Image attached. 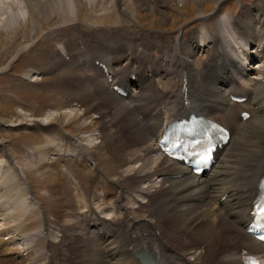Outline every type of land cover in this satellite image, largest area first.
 I'll return each mask as SVG.
<instances>
[{
    "label": "bare ground",
    "instance_id": "obj_1",
    "mask_svg": "<svg viewBox=\"0 0 264 264\" xmlns=\"http://www.w3.org/2000/svg\"><path fill=\"white\" fill-rule=\"evenodd\" d=\"M85 1L88 5H97L106 0ZM124 1L134 8L137 3L159 5L167 2L114 0L115 12L120 13V4ZM216 1L218 4L221 2ZM79 2L0 0V32H13L21 25L29 24L30 20L39 21V18L47 22L66 19L73 23L71 29L76 24L75 14L77 18L79 16L76 13L79 12ZM132 14L136 17L134 12ZM118 16L119 22H122V16ZM259 16H264V10L257 5L247 11L245 21L239 22L236 18L229 21L231 25H227L220 20L218 31L190 32L188 39L175 43L169 51L167 48L164 50V44L154 47L150 37L144 38L141 34L97 37L91 41L88 39L92 36L91 31L80 27L76 30L74 27L83 37L81 46L73 52L74 59H71L77 63L74 71L86 69L96 74L83 76L89 81L83 83L82 95L94 98L93 101L104 100L105 109L101 111L100 118L108 121H95L96 115L89 118L90 121L86 119L82 126L86 132L82 137L90 141L88 143L74 144L70 140L68 145V141L58 138V133L48 132L47 145L35 149L33 155L40 164L47 163L44 172L58 180L59 197H56L63 204L72 200L65 197L66 189L61 181L64 176L58 165L63 164L72 173L74 183L81 184L80 174L74 172V166L82 165L88 169L89 161L95 157L94 148L103 144V141L93 144L92 137L101 134L102 138L108 133L113 146L105 148L113 165L106 172L110 183L100 185L99 193H90L83 185L81 193L77 187L74 188L73 197L79 204L77 209L71 208L66 220L68 224L65 225L72 227L81 212L90 213L92 217L86 220L88 217L84 216L83 220L87 223L83 229L86 231L68 232L70 243L76 241V251L66 252L57 261L53 257L47 264H145L137 256L141 252L150 254L155 264H243L245 254L264 258V244L247 233L254 200L264 177V18ZM104 19L105 14H100L92 21L102 23ZM118 26L121 30L127 28ZM236 31L238 35L234 36L232 32L236 34ZM31 33L34 38L38 34ZM112 33L118 35L115 31ZM198 36L199 42L196 43ZM243 37H246L245 46L240 45ZM32 45L31 42L21 45L19 52L27 51ZM155 48L159 52L156 66L148 55V52L153 54ZM70 51L65 44L59 52L62 56L70 54ZM201 51L207 52L202 59L203 65L193 68L196 63L193 58ZM254 59L261 63L250 68L249 60ZM63 60L68 63L65 58ZM96 60L109 66V74L95 64ZM242 60L245 63L242 64ZM68 72V69L60 71L61 74ZM251 73L257 74V77H250ZM92 79L103 85L95 87ZM61 83L60 86L55 84L54 90L62 89ZM115 84L129 88L128 96L118 94L113 89ZM172 85L175 89H171ZM136 88L139 90L135 91ZM239 92L248 96L246 102H233L231 95ZM252 102L254 106L250 105ZM93 105L85 107L84 112L94 110ZM244 111L251 112L250 118L243 119ZM191 114L213 118L232 131L229 143L218 152L217 163L211 173L202 176L195 175L188 167L160 153L157 145L170 123ZM46 120L59 121L60 126L63 125L58 115L52 114V118ZM20 174L14 164L0 169L1 199L9 197L11 186ZM156 178L158 181H155ZM142 183L145 186L140 188ZM20 188L24 194L27 193L26 186ZM28 196L29 200L25 198L35 208H41L31 195ZM224 196L226 198L222 200ZM94 202L106 207L96 210ZM4 207L0 204V220H4L2 233L9 236L4 239L0 233V254L5 258L21 259L20 264L45 262L42 260L52 241L49 234H43V222L35 220L31 226L28 223L14 226L9 223L10 220L6 223L8 219L4 217ZM75 210L78 215L74 217ZM36 212L35 219H39L43 211ZM141 212L144 215L142 221H138L135 217ZM9 219L13 220L11 215ZM33 228H36V236L33 235L36 241L28 239V236L33 237L30 234ZM21 240L22 247L17 244ZM217 247L220 249L218 253ZM204 248L209 250L203 251V256L199 250ZM213 256H217V262L212 259ZM4 261L0 258V264Z\"/></svg>",
    "mask_w": 264,
    "mask_h": 264
},
{
    "label": "rangeland",
    "instance_id": "obj_2",
    "mask_svg": "<svg viewBox=\"0 0 264 264\" xmlns=\"http://www.w3.org/2000/svg\"><path fill=\"white\" fill-rule=\"evenodd\" d=\"M139 1L142 2V0ZM166 1L167 2H162L161 4L159 3V5L157 4L158 6L154 3L148 5L137 3L133 5L135 8L131 7L129 2L124 1L120 4L119 13L118 11L115 12V6H113L114 0H106L97 5H88L85 0H80L79 12L76 11L79 16L77 18L75 14L76 24H74L71 29L70 25L73 23L66 19L58 18L54 21L47 22L39 18V21L30 20L28 22L29 24H23L19 27L21 29H15L13 32L10 30L8 32L6 30L0 32V169L4 170L14 164L21 172L20 176L16 177L14 184L11 186L12 191L9 192V197L4 198L5 200L0 198V202H2L0 204L6 206L4 207L5 211L3 209L4 217L6 216L5 219H8L7 221L5 220L6 223L10 220L9 223L14 226H19L18 224L22 225L24 223H28L31 226V224H33L31 222H36L35 220H37V222H43V234L44 232L45 234H49L52 243L48 248L50 251L47 250L48 253L46 252L48 256H44L46 259L44 258L42 260H45V262H41L42 264H47L53 257H55L57 261V258L63 256L66 252L74 253L76 251L74 245L76 241L72 240L70 243V233L68 232H73L72 234H74V231H79V233L86 231L83 229V225H86L87 222L83 219L88 217L86 219L88 220L92 215L87 212L82 214L81 212V214L77 216L78 220H74L75 222L72 227L65 225L68 224L66 220L69 218L68 214L71 208L77 209L79 204V202L75 200V197H73L74 188L77 187L78 191L81 193L83 191V185L88 192L92 193L95 191L99 193L101 191L100 185L107 182L110 183V178L106 172H109L113 165L110 155L107 154L105 148L107 147L110 149L113 146L108 133L102 138L100 137L101 134L100 136L92 137L93 144L99 143L100 141H103V144L94 148L95 157H92L89 161L88 169L84 168L82 165L74 166V172L80 174L78 177L80 178L81 184L77 185L74 183L72 180V173L68 172L66 167L59 163L58 167L63 172L64 176L61 181L64 183L63 188L66 189L67 196L65 195V197H68V200L69 198L72 200H69V204L72 203L69 206V204L61 203L60 198H58V180L50 178V176L44 172L47 163L40 164V161L36 159L37 157L33 155L35 149L47 145L48 132L58 133L56 134L58 138L68 141V145L71 143L70 140L72 143L74 142V144H78L79 142L88 143L90 141L82 137L86 132L82 127L83 123L95 115L97 116L95 121L101 120L103 121L102 123L108 121L106 118H100L101 111L105 109L104 100H102L103 102L100 101V99L98 101H93L94 98H87L85 95H82V85L84 82L89 81L83 76L85 74L94 75L95 73L86 69L82 72L74 71L77 67L75 66L77 63L71 61V59H74L72 58L73 52H75L76 48L81 46L80 44L83 38L82 34L74 30V27L76 26V30L80 27L81 29L85 28L91 31L92 36H88V39L91 41L97 37L105 38V36H110L118 38L141 34L144 38L150 37L151 44L154 45L155 43L154 47H156V44H164V50L167 48L166 50L169 51L173 49L175 43L178 44L180 41L188 39L190 32L193 33L196 31L198 34L205 30L211 33L216 32L219 30L218 22L220 20L227 25H231L230 22L236 18L239 22L245 21L247 11L254 6L259 5V7L264 10V0H221L220 4H218L216 0ZM132 12L136 14V17ZM100 14H105V19L102 23H95L92 21V19ZM119 14L122 16V22L118 20ZM242 15H244V17ZM238 17L242 18L239 20ZM259 18L263 19L264 16H259ZM118 25L127 28L121 30V27ZM32 31H34V33L38 32L35 38L31 33ZM57 31H59V34ZM112 31H115L118 35L112 33ZM80 32L82 33V31ZM232 34L234 36L238 35L237 31L236 34H234V32H232ZM199 38V36L195 38L196 43L199 42ZM30 42L33 43L30 49L27 51L21 50L19 52V47L21 45L23 46ZM246 43V37H243L240 40V44L244 46ZM65 44L72 52L70 51V54H62L61 56V52L59 51L62 50V46L64 47ZM8 49L10 50L8 51ZM153 51V54L148 52V55H150L153 65L156 66L159 52L156 48ZM21 55L22 57L17 61L18 57ZM206 55L207 52L205 51L196 54L193 58L196 60L193 68L198 66L201 67L203 65L202 59L206 57ZM63 58H65L68 63H65ZM250 61L251 65L255 67H258L259 63H261L258 59ZM243 62L244 60H242V63ZM61 69H68L69 72L67 74H61ZM35 71L40 73L38 75L39 77H36L37 74L34 76ZM250 77H257V74L251 73ZM92 80H94L95 87L98 86L97 88H99L100 84L103 85L102 82L99 83L95 79ZM60 83L62 84L63 90H54L53 86L55 84H59L60 86ZM102 85H100V87ZM172 88L175 89V85H172L171 89ZM138 90L137 88L135 89V91ZM78 92L81 94L78 95ZM92 103L94 104V110H90L87 113L84 112L83 109L89 106L92 107ZM98 105L101 106L100 109ZM247 107L250 108L249 105ZM52 114L58 115V120L62 119V126H60L59 121L50 122L46 120L48 118L51 119ZM71 148L75 149L72 145ZM213 175L214 174H211V176ZM155 181H158V179L156 178ZM21 183L23 185L20 186ZM51 185L53 186L51 187ZM22 186L28 188L26 190L28 194L23 193L24 190L20 188ZM143 186H145L143 183L139 185L140 188ZM4 192H2V194ZM28 195H31L32 198L40 204L39 206L42 209L35 208L34 205L28 201ZM25 197H27L28 200ZM93 206L96 210L106 207V205L98 206L95 202ZM37 210L43 211V215L39 219H35L38 214L36 212ZM6 212L8 216L5 215ZM11 212L15 213V220V215L11 214ZM77 212L76 210L73 211L74 217L78 215ZM9 215H11L12 221L9 219ZM143 215L144 212H141L135 218L138 221H142ZM3 227L4 220L2 219L0 220L1 236L4 234L2 233ZM32 230L30 234L36 236L34 234L36 228ZM8 236L9 235H3L2 237L5 239ZM34 236H28V239L30 241L32 239L36 241ZM17 244H20L22 247V240L20 242L18 241ZM73 246L75 249H73ZM207 249L208 248H204L199 250V252L204 256L205 254L203 251ZM219 251L220 249L217 247L216 252L218 253ZM216 257L217 256L214 258L213 256L212 258L215 262L218 260ZM0 258L5 260L2 264H20L22 261L21 259L14 260L12 258V260L11 258H5L2 254H0ZM60 263L62 264L63 262Z\"/></svg>",
    "mask_w": 264,
    "mask_h": 264
}]
</instances>
